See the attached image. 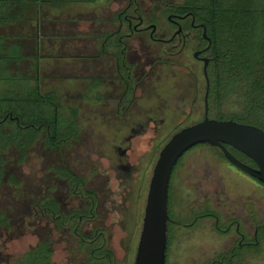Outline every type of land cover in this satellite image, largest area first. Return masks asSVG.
<instances>
[{"label": "rangeland", "instance_id": "obj_1", "mask_svg": "<svg viewBox=\"0 0 264 264\" xmlns=\"http://www.w3.org/2000/svg\"><path fill=\"white\" fill-rule=\"evenodd\" d=\"M143 1V8L154 12L158 9L154 6L157 1L182 3V0ZM125 2L127 0H72L54 4L46 1L40 3L26 21L6 28L11 34L20 37L24 56V60L12 67L9 74L17 76L19 81L20 77L27 78L25 85L28 87L39 82L42 93L50 91L56 95L59 109L65 114L67 106L78 108L76 120L73 121V117L68 120L78 123L79 131L81 125L82 134L80 136L79 132V141L65 149L61 155L62 160L55 163H67L73 167L81 159L83 163L80 165V173L87 178L91 188L98 185L101 190L102 208L99 218L109 230L113 264H133L148 184L159 149L174 132L201 120L204 110L202 64L193 58L194 49L189 44L184 50L176 47L172 51L175 56L171 57V61L175 63L161 73V79L165 78L166 73L171 76L169 82L171 87L174 86L172 93L175 94L171 98L166 94L163 98L153 99L149 96L150 89H138L132 110L134 115L140 113L134 120L128 114L111 118L99 115V108L106 110L110 107L92 102V95L86 90L85 98L80 100V84L87 83V80L80 76L76 67L78 64L71 69L53 73L54 65L70 68L78 59L76 57H80V52L75 53L70 46L80 47L79 44L86 37L94 35L93 29L98 28L101 22L110 20L108 18L114 16L111 12L122 7ZM159 27L161 30L168 28L165 23ZM62 37H67V42ZM139 42L142 45L148 44V47L141 49ZM129 45L144 50L149 56H155L159 50L150 45L147 37L139 38L138 35L129 40ZM183 65L194 67L198 75V91L195 96L190 85L192 80ZM33 66L39 71L37 69L36 72ZM158 72L156 69L152 77L155 78ZM236 101L235 97H229L224 100L222 108L234 110L237 107ZM147 112L153 114L155 121L146 127L144 114ZM137 124L143 126L136 127L132 133L130 128ZM130 134L132 138L124 140ZM117 145L122 149L128 148L124 158L116 151ZM38 152L35 149L30 154V161L22 166V171L28 172L36 162L37 167L40 166L39 160L32 159L35 155L39 156ZM181 159L170 182L171 219L188 224L192 207L201 206L208 200L216 211H226L228 218L238 219L240 231L244 233L253 232L248 217L252 212L264 225V185L255 182L248 174L228 163L216 149L206 145L189 149ZM121 163L128 166L127 171L117 168ZM236 240L234 226L228 234L221 235L211 220H201L193 226H180L171 222L166 264H208L216 253L226 246L231 247ZM36 241V235L26 229L3 235L0 237V264H12ZM53 241L54 264H73L69 259V251L75 246L56 235ZM237 262L264 264V235H260L255 248L242 251Z\"/></svg>", "mask_w": 264, "mask_h": 264}, {"label": "flooded vegetation", "instance_id": "obj_2", "mask_svg": "<svg viewBox=\"0 0 264 264\" xmlns=\"http://www.w3.org/2000/svg\"><path fill=\"white\" fill-rule=\"evenodd\" d=\"M154 6L158 8L155 12L154 10L143 8V0H127L122 7L116 8L115 11L111 12L114 16L109 17L108 19L110 20L101 22L102 24L98 28L93 29L94 35L86 37L87 39L85 38L81 42L82 44H79L80 47L70 46L75 50V53L80 52V57H76L78 59L72 63L70 68L60 65L52 67L53 73H56L62 69H71L73 65L78 64L76 67H78L80 76L86 77L87 80V83L80 84L82 87L80 100L85 98L84 91L86 90L91 93L92 102L110 107L106 110L102 107L99 108L97 110L99 115L111 118V116L119 117L128 114L132 120L138 118V113L140 112L134 115L132 110L138 89H150L149 96L153 97V99L163 98L166 94L171 98L175 94L174 92L172 93L175 88L173 85L172 88L169 82L172 78L166 73L165 78L161 79V73L162 71L164 72L165 68L175 63L171 61V57L175 56L172 51L176 47H181L180 49L184 50V48H188V44L194 49L193 58L202 64V75L205 82L203 101L206 93V78L202 58L207 59L205 71L209 82L207 89L209 114L210 77L208 68L213 58L211 55V39L207 34V28L196 20L194 13L181 10L180 4L157 1ZM163 22L167 24L168 28L161 30L159 26L164 24ZM204 31L206 37L203 35ZM38 32L40 31L38 30ZM135 35H138L139 38L147 37L150 45H154L159 49L155 56H149L144 50L141 51L138 50V47L133 48L129 45V40ZM62 38L63 41L67 42V37ZM51 43L53 44V42ZM147 45H142L139 42L141 49L148 47ZM183 67L187 70V76L192 80H190V85L195 96L198 91L196 70L190 65H183ZM37 69V67H34L36 72ZM156 69L159 72L156 74L155 79L152 76L155 75ZM34 87L37 88L42 96L50 93V91L42 93L39 82ZM42 100L44 108L48 112V117H50H46V120H52L53 116L55 118L59 117L62 122H66L72 117L73 121L74 119L76 120L78 108L67 106L65 114L64 111L59 109L58 99L54 102L52 100ZM81 112L80 105V114ZM144 116L146 117V127L155 121L151 112H147ZM5 119V117L0 119V131L7 133L14 126L5 122ZM10 119L14 121L13 123L18 127V130L15 131V139L13 141L6 140L5 136L4 139H1L0 156L4 161L5 159L7 161L0 162V237L26 229L31 230L37 237L36 243L30 246L28 250L37 244L39 237L42 235H50L53 243V236L56 235V230L54 229V218L56 215L53 213V201L58 204L63 214L73 213L76 210L80 211L79 218L82 223L80 230L83 232L89 233L90 226H101L109 233V230L99 218L102 208L101 190L98 185L94 189L91 188L87 178L80 173V170H82L80 165L83 161L80 159L78 163H75L76 166L73 165V167H70L67 163H55L62 160L61 155L65 149L67 150L68 147L72 146L71 144L74 145L79 141V132L80 136L82 134L81 125L79 131L78 123L75 122L74 137L54 146L49 123L44 121L41 125L35 127V134L30 135V140H27V125L21 124L17 116L10 117ZM142 126L138 124L135 127L132 126L130 131L133 133L136 131V127L140 128ZM61 130L66 131V133L70 131L66 128V125H63ZM130 138H132V134L125 137L124 140ZM35 149L39 150V156L35 155V158L32 157V159L39 160L40 166L37 167L38 164L36 162L33 166H30L28 172L22 171V166L30 161V154ZM115 149L122 158L125 157L128 151V148L122 149L118 145L115 146ZM181 158L180 161L182 160ZM227 162L230 163L228 160ZM249 166L255 167V164ZM117 168L124 171L128 170V166L123 163L118 164ZM176 168H174V172ZM62 171H70L78 175L80 177V186L72 187L69 180L62 176ZM10 175H13V180H9ZM250 177L253 178L252 176ZM253 180L258 184H262L255 178ZM84 189L94 192V198L92 199L90 194H83ZM90 201H93V209H88L87 213H84V208L89 206ZM168 215V230L171 222L180 226L188 224L193 226L201 220H211L215 230L221 235H226L230 228L234 226L237 240L231 247L228 248L226 246L225 249L216 253L208 264L222 262L225 258H231L237 250L245 251L246 249L255 248L260 235H264V225L259 222L255 212L248 215L253 228L252 234L244 233L240 231L238 219L235 217L228 218L226 211L221 213L216 211L208 200H205L201 206L192 207L190 211L191 221L188 224L183 223L181 220H173L170 218L169 213ZM84 216L86 218L82 222V217ZM4 218H7V226L3 224Z\"/></svg>", "mask_w": 264, "mask_h": 264}, {"label": "trees", "instance_id": "obj_3", "mask_svg": "<svg viewBox=\"0 0 264 264\" xmlns=\"http://www.w3.org/2000/svg\"><path fill=\"white\" fill-rule=\"evenodd\" d=\"M46 1L60 4L72 0H0V119L5 117V122L14 126L7 133L0 131V146L4 136L6 140L15 139L14 134L18 127L10 119L14 116L19 118L21 124L27 125V140H30V135L35 134V127L44 121L51 125L54 146L74 137L73 121L68 120L64 123L59 117L54 116L52 120H46V117H50L42 99L54 102L57 99L54 93L42 96L36 87L25 85L27 78L19 76L21 80L19 81L17 76L9 74L12 67L24 60V56L20 37L11 34L6 28L26 21L29 14L35 12L40 3ZM180 8L184 12L194 13L196 20L207 28V34L211 39L213 59L208 68L209 115L212 118L232 119L264 129V0H182ZM229 97H235L237 100V107L234 110L222 108L224 100ZM63 125L70 130L68 133L61 130ZM199 145L216 149L226 159L219 148L207 144ZM227 148L242 162L254 165V162L240 151L231 146ZM6 161L7 159L4 161L0 156V162ZM62 172V176L69 180L72 187L80 186L78 175L70 171ZM173 174L174 171L171 178ZM9 180H13V175H10ZM83 194H90L92 199L95 196L94 192L86 189L83 190ZM92 204L93 201H90L89 206L84 208V213H87L88 209H93ZM53 211L56 215L54 218L56 235L75 246L69 251L71 263L113 264L114 256L107 230L101 226H90L89 233L83 232L80 230L82 224L79 218L80 211L63 214L55 201ZM85 218L82 217V222ZM3 224L7 226V218L3 219ZM53 253L50 235H42L35 246L12 264H54ZM241 256L242 251L237 250L235 255L229 256L231 258L213 264H240L237 261Z\"/></svg>", "mask_w": 264, "mask_h": 264}, {"label": "water", "instance_id": "obj_4", "mask_svg": "<svg viewBox=\"0 0 264 264\" xmlns=\"http://www.w3.org/2000/svg\"><path fill=\"white\" fill-rule=\"evenodd\" d=\"M203 35L206 37L205 31ZM202 60L206 78L203 118L174 132L158 152L148 184L133 264L166 263L170 179L178 160L192 147L207 144L219 148L232 165L264 184V129L232 119H216L209 116V82L205 71L207 59ZM227 146L250 158L255 167L236 158Z\"/></svg>", "mask_w": 264, "mask_h": 264}]
</instances>
